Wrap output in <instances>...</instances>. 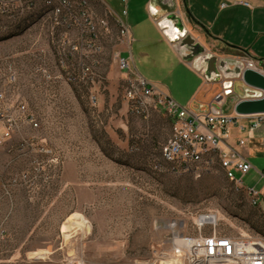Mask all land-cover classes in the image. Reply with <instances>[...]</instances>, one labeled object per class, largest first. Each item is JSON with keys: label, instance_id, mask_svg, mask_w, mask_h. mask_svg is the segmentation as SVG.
<instances>
[{"label": "rangeland", "instance_id": "1", "mask_svg": "<svg viewBox=\"0 0 264 264\" xmlns=\"http://www.w3.org/2000/svg\"><path fill=\"white\" fill-rule=\"evenodd\" d=\"M71 1L76 23L51 25V34L44 7L18 24L0 14V91L8 103L25 102L38 123L18 121L0 141V264H208L192 263L201 235L264 238V197L253 203L217 156L198 170L156 169L172 119L158 105L133 111L126 97L132 76L116 57L125 43L113 18H140L149 0H83L84 15L80 0ZM174 2L187 33L218 58V47ZM188 62L205 67L197 56ZM7 65L16 73L11 83ZM81 66L87 71L79 76ZM152 78L162 84L158 71ZM213 84L205 88L222 90ZM242 184L259 187L258 175L245 174Z\"/></svg>", "mask_w": 264, "mask_h": 264}, {"label": "built area", "instance_id": "2", "mask_svg": "<svg viewBox=\"0 0 264 264\" xmlns=\"http://www.w3.org/2000/svg\"><path fill=\"white\" fill-rule=\"evenodd\" d=\"M41 0H0V10L4 14V19L9 23L19 18L20 14H27L31 8L40 3ZM62 1V8H57L55 13L46 16L52 28L69 27L76 23V16L71 12V0ZM80 15H84L86 3L79 1ZM120 21V35L125 46H129L131 28L123 19L116 17ZM85 27L92 28L90 21L85 20ZM102 28H107L102 19L98 21ZM66 42V40H63ZM118 67L132 77H127L128 87L126 97L131 101L133 111L137 114H144L147 107L153 104L162 108L171 118L175 120V132H170L168 139L160 146L168 149V162H157L161 165V171L186 172L207 167L213 161V156H217L219 163L224 164L225 174H230V181L238 188L245 189L253 203L257 204L262 192L254 188H246L242 180L237 179L235 173L246 174L251 164L234 147L226 144L225 139L231 126H237L243 133V137L238 139L237 144L243 146L251 139L255 138L257 131L262 130L261 146L264 149V113L240 115L234 112L225 113L222 105L225 93L222 89L213 94V97L205 103L199 104V110L195 111L187 107H182L176 103L167 92L160 90L156 85L150 83L144 77L136 74L133 70L132 61L128 57L117 53ZM243 64V68L254 67V62L245 57H236ZM87 68L81 66V76L85 74ZM261 71V70H260ZM6 80L11 83L16 79V73L10 65L4 71ZM76 77V76H74ZM213 110L217 111L216 113ZM27 121L33 126H37V120L32 112L29 111L25 102L19 101L16 104L8 103L5 92L0 91V123L3 127L0 131V141L10 137L13 128L18 121ZM27 177L26 174L23 175ZM261 176L263 174L261 173ZM207 215V214H206ZM205 215H200L198 219ZM205 223L201 222L202 226ZM215 223V222H213ZM202 250L192 257L195 262H212V264H264V238L254 235H224L211 232L200 236ZM173 251L175 254H182L184 249L179 245L178 239L175 240ZM174 241V243H175Z\"/></svg>", "mask_w": 264, "mask_h": 264}, {"label": "crops", "instance_id": "3", "mask_svg": "<svg viewBox=\"0 0 264 264\" xmlns=\"http://www.w3.org/2000/svg\"><path fill=\"white\" fill-rule=\"evenodd\" d=\"M164 1L149 0L143 5L144 15L140 18L131 20L127 13L123 21L131 27L133 43L120 52L130 58L138 75L167 92L180 106L198 111L199 104L208 102L219 90L205 88L204 73L182 58L159 26L158 16L165 9ZM178 3L186 19L187 10L198 23H192L195 28L201 30L202 26L207 30L205 35L220 50L218 58L245 57L264 72V0H178ZM156 71L163 76L162 84L152 81ZM222 111L227 113L223 107ZM262 134L260 129L255 138L239 146L237 141L243 133L237 126H231L225 142L249 161L251 168L247 173L255 172L260 183L259 187L249 188L260 190L264 197ZM244 175L236 178L242 180Z\"/></svg>", "mask_w": 264, "mask_h": 264}, {"label": "water", "instance_id": "4", "mask_svg": "<svg viewBox=\"0 0 264 264\" xmlns=\"http://www.w3.org/2000/svg\"><path fill=\"white\" fill-rule=\"evenodd\" d=\"M174 3V0L164 1L165 10L170 11L166 17L162 18H165L179 31L178 36L171 37L165 33L161 25V18L158 19V24L172 43L178 40L175 46L176 51L185 61L197 56L199 64H205L202 72L207 82H214L213 85H216V82H221V87L225 93L222 107L229 106L227 113L234 112L240 115L264 113V72L252 68H243V64L236 57L217 58L207 53L204 47L187 33L179 11H171ZM186 13L190 23L198 24L190 17L187 10ZM200 27L203 33L207 34V30L202 26ZM181 48L186 49L188 53H181ZM198 66L195 65L194 67L199 70ZM213 112L216 113L217 111L213 110Z\"/></svg>", "mask_w": 264, "mask_h": 264}, {"label": "bare ground", "instance_id": "5", "mask_svg": "<svg viewBox=\"0 0 264 264\" xmlns=\"http://www.w3.org/2000/svg\"><path fill=\"white\" fill-rule=\"evenodd\" d=\"M40 7H44L49 13H55L57 8H62V1L59 0H41L40 3H37L36 6H34L33 8L30 9L29 12H27V14H20L19 18H16L14 20H12V22L14 24H18L19 22L23 21L24 19H27L29 16L31 15H35ZM0 14L2 16H4V14H2V11L0 10ZM118 28H119V33L121 31V24L120 21L116 20V17L113 16ZM107 22V21H106ZM106 24V23H105ZM161 25L165 31V33L171 37L174 36H178L179 31L174 28L171 24H169V22L165 19V18H161ZM171 132H175V120L173 118L172 121V127H171ZM160 153H161V158L163 162H168V149L167 147L161 146L160 147ZM158 164V163H157ZM221 167L224 169V164L220 163ZM156 169L160 172L161 171V165L158 164L156 166ZM163 172H170V171H163ZM227 177L230 179V174H226Z\"/></svg>", "mask_w": 264, "mask_h": 264}]
</instances>
